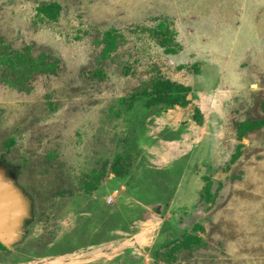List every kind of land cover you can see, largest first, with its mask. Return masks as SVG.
I'll list each match as a JSON object with an SVG mask.
<instances>
[{
    "label": "rangeland",
    "instance_id": "obj_1",
    "mask_svg": "<svg viewBox=\"0 0 264 264\" xmlns=\"http://www.w3.org/2000/svg\"><path fill=\"white\" fill-rule=\"evenodd\" d=\"M0 181V264H264V0H0Z\"/></svg>",
    "mask_w": 264,
    "mask_h": 264
},
{
    "label": "water",
    "instance_id": "obj_2",
    "mask_svg": "<svg viewBox=\"0 0 264 264\" xmlns=\"http://www.w3.org/2000/svg\"><path fill=\"white\" fill-rule=\"evenodd\" d=\"M21 210L17 195L0 181V244L5 248L15 237Z\"/></svg>",
    "mask_w": 264,
    "mask_h": 264
},
{
    "label": "trees",
    "instance_id": "obj_3",
    "mask_svg": "<svg viewBox=\"0 0 264 264\" xmlns=\"http://www.w3.org/2000/svg\"><path fill=\"white\" fill-rule=\"evenodd\" d=\"M46 13H47V10H46ZM153 34H154L155 43L161 48H163L164 51L168 53H175L177 51L178 45L174 42L173 32L166 29L163 23H159L156 26V29ZM169 99L172 100L176 104L184 103L186 101L185 90L181 88L179 89L175 88L173 93L170 94ZM212 197L213 195L211 196L209 193V184H207L205 187V196L202 194L201 199L208 201V200H212Z\"/></svg>",
    "mask_w": 264,
    "mask_h": 264
}]
</instances>
